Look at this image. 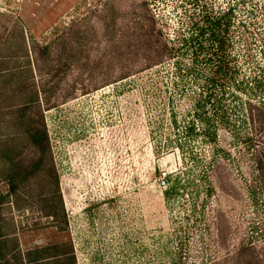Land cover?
<instances>
[{
  "label": "rangeland",
  "instance_id": "374dc122",
  "mask_svg": "<svg viewBox=\"0 0 264 264\" xmlns=\"http://www.w3.org/2000/svg\"><path fill=\"white\" fill-rule=\"evenodd\" d=\"M218 18L227 23L230 89L264 107V0H0V69L24 60L23 30L52 158L14 198L0 182L5 229L23 251L66 243L77 264H246L264 254V204L248 192L254 165L242 132L220 131L226 160L207 193L200 167L169 136L171 116L183 120L192 94L174 63L185 69L192 56L182 51L146 70L139 42L148 22L175 40L198 38L203 23ZM2 86L7 122L4 113L26 94L18 76ZM2 125L0 144L14 139L11 157L30 160L23 131ZM190 149L211 154L208 146ZM171 187L176 193L167 195Z\"/></svg>",
  "mask_w": 264,
  "mask_h": 264
},
{
  "label": "trees",
  "instance_id": "16d2710c",
  "mask_svg": "<svg viewBox=\"0 0 264 264\" xmlns=\"http://www.w3.org/2000/svg\"><path fill=\"white\" fill-rule=\"evenodd\" d=\"M145 26L146 28L142 26L144 32L139 42L146 70L163 65L165 61L175 62L181 55L184 56L182 51L192 56L193 65L185 66V69L181 68L180 63L179 65L177 62L176 65L174 63V74L177 78H182L183 84L187 79L189 80L187 85H191L192 94L190 106L183 113V120L179 121L175 115H172L174 113L171 114L173 121L169 136L177 138L176 146L179 150L183 154H190V159L200 167V180L209 183L206 192L212 191L211 177L219 162L226 160L223 156L224 150L218 146L220 131H230L234 137L242 132L244 150L249 152L250 160L254 165V186L248 192L254 200H260L264 204V107L252 101L241 100L230 89L232 72L227 55L226 29H224L227 28V23L224 24L221 18L216 22L206 21L198 38L189 36L175 40L164 37L161 31L155 33L153 21ZM208 28L211 29L208 32L209 38H205V31ZM215 29L218 30L217 34L214 32ZM219 31L224 35H220ZM205 42L207 45L204 46ZM18 46L20 52L18 62L24 60L13 69H0V80L5 82L7 77L18 76V84L20 82L25 90L23 92L20 89L21 93L26 94V97L20 103L10 106L8 112L4 113L9 121L1 120L0 129L3 128L2 123H7L6 128L11 126L20 128L34 149V156L26 160L27 162L19 161L11 157L15 149L14 139L0 144V182H6L7 196L13 198L18 196L24 183L38 178L44 172L46 161H50V165L52 161L49 136L39 100V92L43 90L36 87L35 82L31 83L28 77L32 73L30 67L33 62L30 52L34 54V47L28 46L23 30ZM48 49L47 45L45 50ZM203 52L205 58L201 61L197 60L198 55ZM3 59L2 63L5 64L7 57L4 56ZM6 90L7 87L2 86L0 92ZM183 90H188V87H184ZM229 100L234 104L228 103ZM34 109L36 113L33 112ZM260 144L263 146L260 147ZM192 145L194 148L196 145L208 146L211 154L207 158L202 157L196 150L191 151ZM178 175L176 177H179ZM175 191L176 187H171L166 194L173 195ZM3 199L0 192V264H77L73 249L68 248L66 243L23 251L17 233L5 229V219L2 215ZM47 214L48 217L56 220L55 213L49 211ZM248 249L252 248L248 247ZM253 259L254 262L249 261L246 264H264V254L256 255Z\"/></svg>",
  "mask_w": 264,
  "mask_h": 264
}]
</instances>
